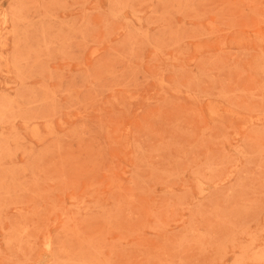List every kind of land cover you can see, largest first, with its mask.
<instances>
[{
	"label": "rangeland",
	"instance_id": "374dc122",
	"mask_svg": "<svg viewBox=\"0 0 264 264\" xmlns=\"http://www.w3.org/2000/svg\"><path fill=\"white\" fill-rule=\"evenodd\" d=\"M0 264H264V0H0Z\"/></svg>",
	"mask_w": 264,
	"mask_h": 264
}]
</instances>
